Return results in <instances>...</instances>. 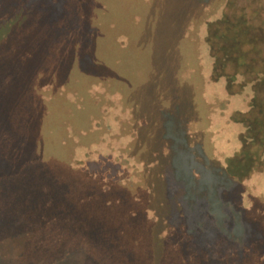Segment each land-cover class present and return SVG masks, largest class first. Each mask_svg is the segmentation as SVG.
<instances>
[{"label":"rangeland","instance_id":"1","mask_svg":"<svg viewBox=\"0 0 264 264\" xmlns=\"http://www.w3.org/2000/svg\"><path fill=\"white\" fill-rule=\"evenodd\" d=\"M230 1L0 0L17 241L123 245L100 264H264V17Z\"/></svg>","mask_w":264,"mask_h":264},{"label":"trees","instance_id":"2","mask_svg":"<svg viewBox=\"0 0 264 264\" xmlns=\"http://www.w3.org/2000/svg\"><path fill=\"white\" fill-rule=\"evenodd\" d=\"M230 3H231V6H233L232 8H235V5H234L235 0H231ZM245 3H246V6H245L246 10L247 9L249 10V11L247 10V12H250V14L253 13L254 17L257 14L262 15L264 17V0H246ZM225 15L229 16L230 14L229 15L225 14ZM224 21H225L224 23L225 26L227 25L226 27L228 28L238 25V24H232L228 22V17ZM229 24H232V25H229ZM245 26L250 27L251 25L249 23H245ZM254 28L256 32L258 31L256 33L257 35L256 37L258 38V36H260L262 31L264 30V24L260 23ZM222 37H224V35L222 36L221 34V38ZM212 61L215 63V59H212ZM252 87L253 86L251 84V86H249L248 88V93L250 94V98H248V100L250 99L249 104H251L252 98L254 97V94H255L254 89ZM228 93L232 94L230 91H228ZM239 98L240 97H238V95L234 97L235 100ZM248 108H250V105ZM236 111L245 113L247 110L246 111L236 110ZM229 121H231V119H229ZM239 139L240 138H238V140ZM96 147L99 148V145H96ZM231 158L232 156L229 157V162ZM93 160H96V159L94 158ZM260 171L261 170L257 169V171L254 173L260 176H264V172H260ZM249 172H251V170ZM1 195H3V191L0 187V264H80L78 260L81 259V253H82L81 248L90 250L88 257L87 258L83 257L84 260L88 262V264H100L102 262L101 261L102 258L108 259L110 262L115 261L114 259L112 260L110 257V255L115 254L116 252L115 247H120L117 249H119L120 252H122L123 250L124 254H126L123 245H119V243L110 242V240H106L102 238H97L95 240L101 239L105 243L106 248H107V254L105 257L95 256L94 253L91 254V252L94 251L92 250V248H95L97 250V245L93 241L92 243H90V249L88 248L89 243L81 245V244H74L71 242L67 243V242L59 241L58 244L56 243V245L59 246L60 253L56 255L51 254L53 250L52 245L54 243H51V242L43 243V242H40L39 240L38 241L35 240V238H32V240L22 238L20 239L21 241H17L16 237H18L21 233L8 220L7 212L9 211L10 207L7 203L8 201L3 200ZM110 232L114 234L113 231H110ZM35 233H36V229L34 230L33 234ZM95 234H97L98 236L102 235L100 230H97ZM112 241H113V238H112ZM65 250L70 251L69 256L64 254ZM123 257L124 256H122L120 259H117V261L118 260L120 261L121 259H123Z\"/></svg>","mask_w":264,"mask_h":264}]
</instances>
